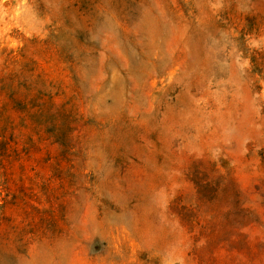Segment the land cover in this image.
Returning a JSON list of instances; mask_svg holds the SVG:
<instances>
[{
	"label": "rangeland",
	"instance_id": "1",
	"mask_svg": "<svg viewBox=\"0 0 264 264\" xmlns=\"http://www.w3.org/2000/svg\"><path fill=\"white\" fill-rule=\"evenodd\" d=\"M8 84L0 264H264V0H0Z\"/></svg>",
	"mask_w": 264,
	"mask_h": 264
},
{
	"label": "trees",
	"instance_id": "2",
	"mask_svg": "<svg viewBox=\"0 0 264 264\" xmlns=\"http://www.w3.org/2000/svg\"><path fill=\"white\" fill-rule=\"evenodd\" d=\"M1 90H5L7 94L3 95V100L0 99V193H7V169L28 157V150L19 149L25 146L23 139L26 138L31 144L42 142L43 136L54 139L46 132L47 125L51 122L44 115L46 111H51L54 104L48 105L40 99L30 101L29 96L23 93L24 90L14 92L11 84ZM35 138L37 141H33Z\"/></svg>",
	"mask_w": 264,
	"mask_h": 264
}]
</instances>
